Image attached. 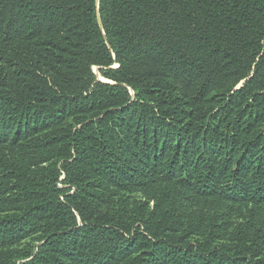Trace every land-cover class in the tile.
Instances as JSON below:
<instances>
[{"label": "trees", "instance_id": "trees-1", "mask_svg": "<svg viewBox=\"0 0 264 264\" xmlns=\"http://www.w3.org/2000/svg\"><path fill=\"white\" fill-rule=\"evenodd\" d=\"M0 264H264V0H0Z\"/></svg>", "mask_w": 264, "mask_h": 264}, {"label": "rangeland", "instance_id": "rangeland-1", "mask_svg": "<svg viewBox=\"0 0 264 264\" xmlns=\"http://www.w3.org/2000/svg\"><path fill=\"white\" fill-rule=\"evenodd\" d=\"M94 71L99 75V77L102 79V80H106L99 72L98 70V67H94ZM140 194V195H139ZM129 195V194H127ZM142 194L141 193H138V192H133V193H130V196L131 198H135L136 196H141Z\"/></svg>", "mask_w": 264, "mask_h": 264}]
</instances>
